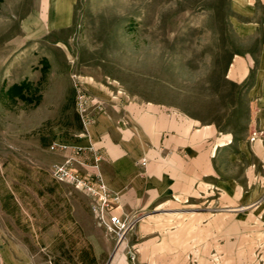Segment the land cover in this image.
<instances>
[{"label": "rangeland", "instance_id": "1", "mask_svg": "<svg viewBox=\"0 0 264 264\" xmlns=\"http://www.w3.org/2000/svg\"><path fill=\"white\" fill-rule=\"evenodd\" d=\"M234 1L78 0L74 35L62 38L78 68L122 96L193 120L196 142L205 137L211 145L210 176L197 177L195 191L165 210L177 227L167 232L180 243L182 227L195 223V244L159 247L193 255L195 264H264L261 107L248 95V79L238 83L227 74L234 52L257 39L237 37ZM13 2L19 4L0 0V17L10 16ZM58 40L40 38L45 52L20 53L18 64L17 53H6L0 64V264H107L112 253L96 257L89 243L86 222L99 224L90 198L52 176L60 164L55 154L93 117L92 108L87 120L78 115L76 91L89 92L73 73L67 84H51L59 65L44 53ZM222 180L237 186L223 189ZM126 252L130 258L137 249Z\"/></svg>", "mask_w": 264, "mask_h": 264}, {"label": "crops", "instance_id": "2", "mask_svg": "<svg viewBox=\"0 0 264 264\" xmlns=\"http://www.w3.org/2000/svg\"><path fill=\"white\" fill-rule=\"evenodd\" d=\"M18 1L9 6V17H0V64L6 53H17L14 63L18 64L20 53L36 52L37 48L45 52L46 45L37 42L40 38H61L56 41L58 47L49 43L55 54L44 53L59 65L51 84H67L73 73L101 103L99 110L92 107V120L79 126L77 134L54 158L58 163L71 160L82 174L100 175L106 186L118 194V212L133 223L124 244L112 251L113 237H108L101 225L86 222L95 256L112 252L107 264H195L193 255L169 248L168 252H159V247L195 244V223L182 227L187 232L180 243L175 234L167 232L177 227L167 215L171 212L165 210L179 201L177 197L187 198L195 191L197 177L210 176L211 145L205 137L196 142L193 120L185 121L176 111L158 103L130 97L125 92L122 96L120 89L115 91L94 72L73 64L70 43L68 46L62 38L74 35L78 0ZM234 2L230 20L237 37L243 42H257L234 52L227 74L238 83L249 80L248 95L260 105L258 119L264 125V0ZM10 29L13 33L6 35ZM57 54L60 59H56ZM114 82L119 84L116 79ZM142 157L146 158L144 165L140 164ZM220 182L226 190L237 186L230 181ZM71 191L78 193L74 188ZM79 193L88 198L83 191ZM130 246L137 249L132 258L126 252Z\"/></svg>", "mask_w": 264, "mask_h": 264}, {"label": "built area", "instance_id": "3", "mask_svg": "<svg viewBox=\"0 0 264 264\" xmlns=\"http://www.w3.org/2000/svg\"><path fill=\"white\" fill-rule=\"evenodd\" d=\"M75 106L78 115L83 121L88 119V113L92 107H101V103L92 95L77 89L75 96ZM146 158L140 159V164L144 165ZM52 176L57 181L71 184L73 187L83 191L89 198L93 215L99 224L104 225L106 230L112 235L115 247L124 244L127 236L132 232L133 223L127 221L118 210L120 208L118 194L111 191L100 175H85L75 169L71 160H65L57 164L52 170ZM132 258V256H131Z\"/></svg>", "mask_w": 264, "mask_h": 264}, {"label": "trees", "instance_id": "4", "mask_svg": "<svg viewBox=\"0 0 264 264\" xmlns=\"http://www.w3.org/2000/svg\"><path fill=\"white\" fill-rule=\"evenodd\" d=\"M13 88H16L15 86H13Z\"/></svg>", "mask_w": 264, "mask_h": 264}]
</instances>
